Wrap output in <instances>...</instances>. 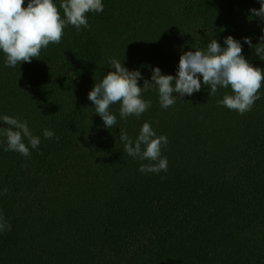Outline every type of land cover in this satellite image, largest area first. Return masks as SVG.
Here are the masks:
<instances>
[{"label": "trees", "instance_id": "obj_1", "mask_svg": "<svg viewBox=\"0 0 264 264\" xmlns=\"http://www.w3.org/2000/svg\"><path fill=\"white\" fill-rule=\"evenodd\" d=\"M102 3L86 14L88 28L66 25L31 63L6 67L0 52V117L26 121L40 138L36 149L24 139V157L0 136V216L10 225L0 230V264H264V85L243 114L218 105L230 88L209 95L202 83L163 109L153 85L139 117L110 105L109 129L87 98L114 71L108 58L139 71L143 88L152 69L175 77L182 54L213 39L223 48L228 36L264 70L254 51L264 20L250 12L259 0ZM145 122L167 137L166 172H141L150 161L124 151L120 131L135 142Z\"/></svg>", "mask_w": 264, "mask_h": 264}, {"label": "clouds", "instance_id": "obj_2", "mask_svg": "<svg viewBox=\"0 0 264 264\" xmlns=\"http://www.w3.org/2000/svg\"><path fill=\"white\" fill-rule=\"evenodd\" d=\"M24 3L25 0H0V52L6 57V67H16L21 62L31 63L50 43L61 42L66 25L78 31L81 27L88 28L86 14L100 13L104 8L102 0H61L59 8L53 0H28L26 7ZM259 3V10L251 9L250 12L264 20V0H259ZM260 39L261 43L254 46V51L255 55L264 59V36ZM244 43L253 47L249 38H244ZM224 45L222 48L213 39L207 44L206 51L182 54L175 77L162 75L159 68L152 69L151 83L145 80L143 88L138 86V81L142 79L139 71H129L117 59L108 58V65L114 71H108L100 82L95 83L87 98L108 129L117 123L116 116L109 111L110 105L120 104L119 114L122 119L131 115L139 117L151 107V101L141 98L142 91L153 85L158 91L163 109L175 104L177 98L173 93H179L181 97L192 95L201 89L202 83L210 88L209 95H214L218 87L230 88L232 94H225L218 105L243 114L251 110L255 101L260 99L258 93L264 85V70L253 67L243 57L240 42L232 36L224 39ZM0 120L8 126L0 128V136L5 138L7 144L5 151L18 152L28 157L30 151L23 142L25 138L32 149L38 148L40 138L32 134L26 121L7 115L0 117ZM43 136L51 139L54 133L44 129ZM119 139L124 143V151L129 156L150 161L149 164H142L139 171H167V158L161 157V146L167 145V137L157 136L149 123L142 125L135 142L126 132L121 131ZM0 230H10V225L2 216Z\"/></svg>", "mask_w": 264, "mask_h": 264}, {"label": "rangeland", "instance_id": "obj_3", "mask_svg": "<svg viewBox=\"0 0 264 264\" xmlns=\"http://www.w3.org/2000/svg\"><path fill=\"white\" fill-rule=\"evenodd\" d=\"M172 69V68H171Z\"/></svg>", "mask_w": 264, "mask_h": 264}]
</instances>
